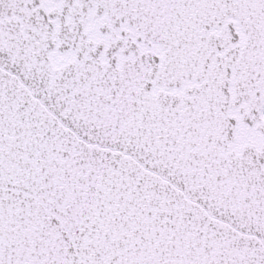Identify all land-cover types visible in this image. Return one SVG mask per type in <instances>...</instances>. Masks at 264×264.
I'll list each match as a JSON object with an SVG mask.
<instances>
[{
  "label": "snow or ice",
  "instance_id": "1",
  "mask_svg": "<svg viewBox=\"0 0 264 264\" xmlns=\"http://www.w3.org/2000/svg\"><path fill=\"white\" fill-rule=\"evenodd\" d=\"M0 264H264V0H0Z\"/></svg>",
  "mask_w": 264,
  "mask_h": 264
}]
</instances>
